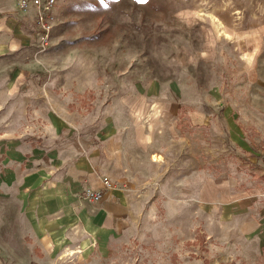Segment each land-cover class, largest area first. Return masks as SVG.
I'll list each match as a JSON object with an SVG mask.
<instances>
[{"label": "crops", "instance_id": "crops-1", "mask_svg": "<svg viewBox=\"0 0 264 264\" xmlns=\"http://www.w3.org/2000/svg\"><path fill=\"white\" fill-rule=\"evenodd\" d=\"M19 1L0 0V264H55L76 245L82 256L100 255L130 225L132 190L167 173L161 156L175 134V83L128 76L120 44L110 48L96 34L68 41L71 18L58 14L40 49L37 9ZM30 76H38L36 92ZM88 91L94 99L82 109ZM155 107L163 111L156 120ZM172 164L178 174L179 160ZM87 189L101 200H82ZM253 195L196 202L219 204L220 219L245 217L240 229L264 245V203Z\"/></svg>", "mask_w": 264, "mask_h": 264}, {"label": "rangeland", "instance_id": "rangeland-1", "mask_svg": "<svg viewBox=\"0 0 264 264\" xmlns=\"http://www.w3.org/2000/svg\"><path fill=\"white\" fill-rule=\"evenodd\" d=\"M51 12L71 18L68 41L96 34L120 44L128 76L174 81L178 100L177 144L169 136L161 156L167 173L132 190L130 225L109 251L82 256L76 245L55 264H264V245L240 229L245 217L220 219L219 204L196 202L244 193L264 203V0H56ZM84 94L88 109L94 98Z\"/></svg>", "mask_w": 264, "mask_h": 264}, {"label": "built area", "instance_id": "built-area-1", "mask_svg": "<svg viewBox=\"0 0 264 264\" xmlns=\"http://www.w3.org/2000/svg\"><path fill=\"white\" fill-rule=\"evenodd\" d=\"M56 0H20L19 6L22 9H25L29 4L34 5L38 12H37V25L41 32V42L43 44H47L49 39L50 30L52 27V22L54 16L51 12L52 7L55 5ZM103 187L105 190L110 189L113 187V183L109 180H103ZM122 188H126V184H121ZM102 192L94 191L91 189H87L81 196V199L90 202V203H97L102 198Z\"/></svg>", "mask_w": 264, "mask_h": 264}, {"label": "bare ground", "instance_id": "bare-ground-1", "mask_svg": "<svg viewBox=\"0 0 264 264\" xmlns=\"http://www.w3.org/2000/svg\"><path fill=\"white\" fill-rule=\"evenodd\" d=\"M226 36H228V34L227 33H224Z\"/></svg>", "mask_w": 264, "mask_h": 264}]
</instances>
